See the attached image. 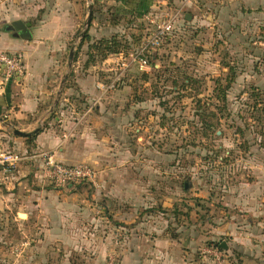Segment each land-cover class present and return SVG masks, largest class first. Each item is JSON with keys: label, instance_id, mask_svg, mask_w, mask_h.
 <instances>
[{"label": "rangeland", "instance_id": "374dc122", "mask_svg": "<svg viewBox=\"0 0 264 264\" xmlns=\"http://www.w3.org/2000/svg\"><path fill=\"white\" fill-rule=\"evenodd\" d=\"M69 1L83 6L62 53L66 78L62 83L61 77L52 110L59 107L57 116L62 118L66 112L75 114L91 103H102L105 112L110 111L102 129L112 138L100 163L108 172L98 178L125 183L110 187L127 191L128 198L115 200L117 210L136 209L140 213L136 220L146 222L163 217L165 224L167 218L170 234L184 235L182 242L193 245L192 255L197 259L214 264L204 250L217 248L219 243L226 245L221 250L228 264H246V258L264 264L261 248L249 249L244 255L232 237L212 233L214 226L232 216L235 221L240 219L239 207L222 201L232 187L254 178L246 169L248 164L264 162V136L260 135L264 123V2L150 0L153 5L131 11L135 0H123V5L108 0ZM56 2L0 0V5L11 8V28V20L18 15L39 24ZM89 6L92 17L86 26ZM85 33L88 39L81 43ZM100 38L110 40L113 51H97ZM77 79L91 91H79ZM219 86L224 88L223 96L216 93ZM67 88H71L65 96L70 102L58 105ZM113 122L118 125L117 136L107 130L113 131ZM10 128L11 132L15 129ZM5 137L1 136L3 143ZM110 188L89 191L101 199L106 194L103 189ZM112 207L111 202L104 210L111 212ZM258 227L254 241L262 228ZM22 238L16 225L0 227V264H22L26 256L35 260L31 264H121L122 260V250L112 248L102 254L55 251L43 259L38 257L40 252L13 249Z\"/></svg>", "mask_w": 264, "mask_h": 264}, {"label": "crops", "instance_id": "0c3cea01", "mask_svg": "<svg viewBox=\"0 0 264 264\" xmlns=\"http://www.w3.org/2000/svg\"><path fill=\"white\" fill-rule=\"evenodd\" d=\"M109 1L123 5V0ZM240 1L247 5L264 2ZM132 3L152 4L150 0ZM82 6L75 1L71 4L69 0H58L54 10L39 24L18 15L13 20H22L31 34V39L24 40L8 24L11 8L0 5V24L4 23V28L3 25L0 28V51L18 54L25 69L20 78L0 79V153H13L21 158L11 169L0 164V227L16 225L23 234L16 246H21L20 251L40 252L38 257L43 259L55 251L93 250L102 254L112 248L122 250L121 264H211L192 255L193 245L182 242L184 235L171 236L167 218H164L165 224L163 217L146 222L136 220L140 214L136 209L130 212L117 210L116 201L120 202L128 195L125 189L116 192L112 188L125 183L98 178L99 174L108 172V168H102L103 163H100L112 138V134L102 129L110 115L102 103H91L75 114L63 111L66 114L62 118L57 116V106L58 111L53 109L54 114L50 116L65 73L62 53L78 24ZM105 62L104 59L102 65ZM77 83L79 91H91L81 80L77 79ZM70 89H66L58 105L62 101L70 102L69 97H65L68 92L70 94ZM113 124V131L110 127L107 130L114 135L119 130L118 125ZM10 125L22 131L40 130L31 136H18L10 131ZM1 136H6L7 142L3 143ZM47 153L65 164L90 162L95 170L94 180L77 186H54L41 180V164ZM246 169L254 178L250 182H241V187H230L231 193L222 201L231 208L239 207L240 219L235 221L232 216L230 221L212 228V233L224 232L232 237L237 242L236 247L244 250V255L249 249L264 250V162L248 164ZM92 187L97 191V188H112L111 191L103 189L106 194H101L99 199V195L89 191ZM111 202L112 211L106 212L104 209ZM115 220L124 225L116 224ZM259 225L262 228L258 240L254 241L252 237L257 234ZM190 237L187 236L188 240L194 239ZM31 261L32 256L29 260L27 256L21 259L22 264H31ZM243 262L254 264L256 260L246 258Z\"/></svg>", "mask_w": 264, "mask_h": 264}, {"label": "built area", "instance_id": "2783aa9c", "mask_svg": "<svg viewBox=\"0 0 264 264\" xmlns=\"http://www.w3.org/2000/svg\"><path fill=\"white\" fill-rule=\"evenodd\" d=\"M143 63H145V60H142ZM24 71V64L18 54L0 51V79L8 81L13 78H20L23 76ZM20 159L17 154L0 153V164L6 165L8 169L14 167ZM94 178L95 170L89 163L65 164L56 160L52 153L43 156L40 179L47 181L49 184L64 186L81 181L92 182ZM13 249L20 251L21 246H14ZM204 252L213 257L214 264H228L222 250L206 248ZM109 264H113V262L110 261Z\"/></svg>", "mask_w": 264, "mask_h": 264}, {"label": "water", "instance_id": "95a60500", "mask_svg": "<svg viewBox=\"0 0 264 264\" xmlns=\"http://www.w3.org/2000/svg\"><path fill=\"white\" fill-rule=\"evenodd\" d=\"M91 17H92V8L91 6H89L88 8V15H87V19H86V26L89 25L90 21H91ZM11 26L17 30L19 32V36L24 39V40H28L31 39V34L26 26V24L20 20V19H16L14 21L11 22ZM72 57H73V48H71L70 52H69V57H68V66L71 65V61H72ZM66 78V75H64L63 79H62V83L64 82ZM56 102V100H55ZM38 129H34L32 131H22L19 129H13L12 132L15 135L18 136H31L33 133H35ZM221 247H223L224 249L226 248V245H221Z\"/></svg>", "mask_w": 264, "mask_h": 264}, {"label": "trees", "instance_id": "16d2710c", "mask_svg": "<svg viewBox=\"0 0 264 264\" xmlns=\"http://www.w3.org/2000/svg\"><path fill=\"white\" fill-rule=\"evenodd\" d=\"M139 1H141V0H139ZM140 8H141V5H133L132 7H131V11H135V10H140ZM128 10V9H127ZM88 39V36H87V33H85L83 36H82V38H81V43L83 42V41H85V40H87ZM90 47H93V45H91ZM96 49H97V51L100 49V48H102V50H103V48H108L107 49V51L109 50V51H113V49H112V47H111V41L109 40H107V39H105V38H100V39H98V41H97V43H96V47H95ZM95 48H93V50L95 49ZM101 50V51H102ZM90 53H88V54H91V52L92 51H89ZM102 57H105V55H102ZM217 85H219V84H217ZM216 85V86H217ZM224 89V88H223ZM222 89V87L221 86H219V87H217V89H216V93L218 94V96H223V94H224V90ZM256 92H257V89H256ZM220 93H221V95H220ZM258 93V92H257ZM261 102V101H260ZM262 103V102H261ZM263 106H264V104H263ZM262 110V113H263V115H264V107L261 109ZM54 111L55 110H53L52 112H51V114H50V116H52L53 114H54ZM261 129H262V131L260 132V135H262V136H264V123L262 124V127H261ZM38 130H40V128L38 129ZM88 182H90V181H81V182H78V183H73V184H77V185H79V184H81V183H88ZM171 236H173V237H176V234H172ZM216 246H217V248L218 249H220L221 250V247H220V245H219V243H217V244H215ZM222 251H224V250H222Z\"/></svg>", "mask_w": 264, "mask_h": 264}]
</instances>
